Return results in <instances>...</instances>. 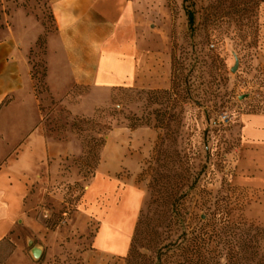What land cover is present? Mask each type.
<instances>
[{
    "label": "rangeland",
    "instance_id": "rangeland-1",
    "mask_svg": "<svg viewBox=\"0 0 264 264\" xmlns=\"http://www.w3.org/2000/svg\"><path fill=\"white\" fill-rule=\"evenodd\" d=\"M148 1L158 27L152 39L172 56L168 90L79 89L69 103L94 95L96 102L74 116L48 93L46 39L40 37L32 62L37 90L51 103L44 132L75 143L80 153L49 161L33 183L32 227L16 232L21 252L10 264H160L162 247L206 215L264 231L263 198L235 178L244 117L264 114V0ZM14 4L0 0L4 28L11 25ZM36 8L53 31L45 3ZM106 147L116 170L110 177L120 181L118 194L127 187L144 193L125 258L94 251L100 223L83 209L86 186Z\"/></svg>",
    "mask_w": 264,
    "mask_h": 264
},
{
    "label": "crops",
    "instance_id": "crops-1",
    "mask_svg": "<svg viewBox=\"0 0 264 264\" xmlns=\"http://www.w3.org/2000/svg\"><path fill=\"white\" fill-rule=\"evenodd\" d=\"M11 25L0 21V264L21 252L16 234L32 227L31 189L49 161L78 155L73 142H60L44 132L51 103L37 90L33 51L45 35L43 63L50 97L80 116L96 102L69 103L79 89L103 93L119 88L168 90L172 56L152 37L158 31L148 0H14ZM45 3L53 31L37 16ZM25 5H29L26 7ZM44 98V99H43ZM50 98V99H51ZM243 152L237 184L256 192L264 202V114L243 120ZM110 141L108 140V145ZM107 145V146H108ZM102 154L97 174L86 186L83 209L100 223L93 249L125 258L140 217L144 193L127 187L119 194L116 170ZM105 204L99 205L100 199Z\"/></svg>",
    "mask_w": 264,
    "mask_h": 264
},
{
    "label": "trees",
    "instance_id": "trees-1",
    "mask_svg": "<svg viewBox=\"0 0 264 264\" xmlns=\"http://www.w3.org/2000/svg\"><path fill=\"white\" fill-rule=\"evenodd\" d=\"M189 24H194L192 13ZM194 223L162 247L160 264H264V231L217 216L197 217Z\"/></svg>",
    "mask_w": 264,
    "mask_h": 264
},
{
    "label": "bare ground",
    "instance_id": "bare-ground-1",
    "mask_svg": "<svg viewBox=\"0 0 264 264\" xmlns=\"http://www.w3.org/2000/svg\"><path fill=\"white\" fill-rule=\"evenodd\" d=\"M261 217L264 220V212H261Z\"/></svg>",
    "mask_w": 264,
    "mask_h": 264
}]
</instances>
